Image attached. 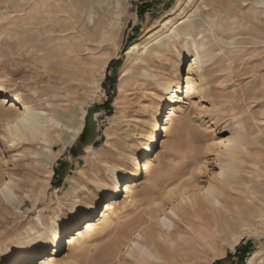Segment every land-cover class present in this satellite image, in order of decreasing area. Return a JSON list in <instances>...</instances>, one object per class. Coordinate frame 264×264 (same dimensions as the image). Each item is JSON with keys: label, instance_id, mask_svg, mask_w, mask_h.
Segmentation results:
<instances>
[{"label": "rangeland", "instance_id": "rangeland-1", "mask_svg": "<svg viewBox=\"0 0 264 264\" xmlns=\"http://www.w3.org/2000/svg\"><path fill=\"white\" fill-rule=\"evenodd\" d=\"M42 1L0 0V183L10 176L17 183L15 198L0 195V264H111L119 252L122 264H249L251 258L252 264H264V219L254 222L252 232L226 238L215 230L210 211L195 220L213 227L196 240L200 245H184L176 232L173 242L151 238L145 251L134 254L129 246L135 237L127 229L157 202L168 203L169 191L185 188L198 196L197 210L203 209L202 190L218 180L224 159L220 141L239 131L240 123L252 154L240 156L243 184L228 189L222 201L233 209L242 201L251 207L257 191H264V171L258 178L252 162L264 141L256 144L249 125L254 116L264 119V98L253 97L264 88V51L253 57L241 45L211 43L208 27L194 36L185 27L170 35L180 20H201L215 9L252 19L251 1L238 0L240 8L231 0H109L108 12L95 13L105 23L106 41L94 50L92 85L64 78L90 56L89 50L65 53L75 40L81 42L82 33L70 22L73 0H49L55 20L69 26L65 32L44 30ZM228 34L221 36L230 41ZM202 44L211 48L212 60L198 69L192 91L184 84L170 99L162 84L184 78L186 61ZM154 45L158 50L148 53ZM124 70L129 72L122 79ZM93 105L101 109L100 136L84 150L76 138ZM26 106L52 118L46 140H20L9 131L10 117ZM148 159L152 168L145 175L141 167ZM115 168L133 172L131 181H117ZM77 205L88 214L75 215Z\"/></svg>", "mask_w": 264, "mask_h": 264}, {"label": "bare ground", "instance_id": "bare-ground-1", "mask_svg": "<svg viewBox=\"0 0 264 264\" xmlns=\"http://www.w3.org/2000/svg\"><path fill=\"white\" fill-rule=\"evenodd\" d=\"M79 1H84L88 3V5L80 6ZM116 1L118 5L120 0H116ZM231 1L237 7L241 8V6H243V5L240 6L238 0H231ZM249 2L250 4H248L247 8L248 11L250 12L249 14L251 15L252 19H249L248 17L241 18V15L239 13H236L235 11L232 13L230 12L228 13L220 9H215L212 12L211 11L207 12L206 13L207 15L205 16L206 18L203 17L201 20L198 19L196 21L195 20L192 21L190 19L192 17L191 15H189L185 20H180L179 24L172 30V32L170 31L171 32L170 35L175 36L177 34H180L179 33L180 28L185 27L188 34L194 36V33H196L199 30V28L202 29L204 27L203 28L204 30L205 28L208 27L209 29H211L210 33L213 35L212 36L213 38L212 39L210 38L211 40H209L211 43L220 42L230 46L238 44L241 45V49L243 50L248 48V50H250L249 52L250 55L255 57L256 55H259L261 52L264 51V0H242V4L244 5H247V3ZM73 3H74V8H72L73 12H70V19L73 21L70 22H72L73 24L72 29L78 28L82 33V35L78 37V40H81V42L76 43L75 42L76 35H73L72 37L74 38L75 40L74 43L76 45H73L65 49L66 50L65 53L68 54V56H70V54L74 52L89 50L90 52L88 53H90V56L86 60L81 61L85 63V66L81 70H79V67L76 66L74 67L76 69V72L73 73L69 72L66 74V77L64 78L67 79V81L69 82L72 81L77 82L79 85H84V84L92 85L94 83V80L92 78L93 77L92 66L95 58L94 57L95 55H93L95 54L94 50L98 48L97 47L98 45H102L103 42L106 41V39L104 38L105 35L104 36L102 35L103 33L102 30L104 31L103 28L105 27V23L101 24L100 22H97L95 13L98 11L108 12V6L110 3L109 0H73ZM42 4L44 10L40 15V24L44 27V30L48 32L57 31V30H59L60 32H65L67 30H70L69 26L63 27L58 20H55V18L53 17L54 14L53 15L51 14L52 10L50 7L52 6V4L49 2V0H43ZM58 9H61V7L59 6ZM63 13H65L64 9H63ZM63 21H68V19H64ZM47 22H49L48 27L45 26V23ZM93 24L94 26H92ZM225 32L231 33L230 36L228 34L229 38H231L230 41H228V39L221 36ZM83 36H86L87 39L84 40L82 38ZM209 36L211 37V35ZM66 38L67 37H65L64 39ZM159 44L163 45L165 43L159 41ZM201 47H202L201 52L197 51L190 56L189 58L190 62L186 68L184 78L182 77L181 79L176 81L169 80L162 84V88L165 91V93L171 96L169 97L170 99L176 98L177 94L181 90L182 91L184 90L185 88L184 84H186V89H187L186 92L192 91L195 87L194 86L195 75L198 69H200L204 64L212 60L213 54L211 52V48L209 50H206L204 44H202ZM239 47L236 46L234 48H237V50L239 51L240 49ZM158 48H159L158 45H154L151 46L150 49L148 48L147 50L148 53H151L157 51ZM77 57L79 58V55ZM77 69L81 72L78 73L79 71H77ZM128 72L129 70H124L122 79L128 75ZM263 86H264V80H263ZM260 92L261 93H253L254 94L253 97L261 96L262 98H264V88H261ZM45 111L39 110L33 106H26L22 112L18 114L16 113L15 115L12 116L10 115L11 119L9 123L7 121L9 131H11V133L20 140H30V139L34 140L39 138L46 140L48 136L47 133L49 130L48 124L52 120V118ZM98 116H97V120L99 122ZM252 120L253 123H250L249 125L251 126V129H254L255 131L254 137L256 139L255 142L257 144L259 141L262 140L264 141V139L258 138V135L260 133L262 134L264 133L263 130L264 127H262L264 126V119L260 120L257 116H254ZM258 121H261V123L263 121V123L258 124ZM83 125L84 124H82L81 128L83 127ZM79 132L80 130L78 131V133ZM248 136L249 134H247L246 129L240 123L239 131L234 133L229 138L220 141L221 146L224 147V151L222 152L224 153V156L221 153L224 159H219L220 172H219L218 180L217 181L215 180L216 181L215 183H211V185L207 189L202 190L201 198H202V202L204 203L203 209L197 210L198 196L188 195V192L186 191L185 188H182L181 190L178 189L179 192L169 191L168 196H165L167 197L166 200L168 201V203H166V201L157 202L156 204H154V206L144 211V218L142 217L143 219L141 218V220H139L138 222L135 221L136 223H134L131 226L129 225L130 228H127L128 230H132L135 237L132 240L131 245L129 246L130 248L129 253L134 254L136 252L145 251L149 245L148 243L150 242L151 238H159L160 240L163 241H165L166 239L172 241L173 240L172 237L176 232H178L180 236L183 238L182 243H184V245L188 244V242L192 240L195 242L200 238L202 240L208 237L209 236L208 233L212 230L213 227L212 228L209 227L207 222H203V226L201 224L200 226H198L197 225L198 223L195 220L198 215L200 216L201 220L205 219L210 211H214L213 213L214 216H212L211 220L215 230L220 231L224 237L226 238H228L229 236L238 237V234L240 233L244 234L246 232H252L253 231L252 225L254 224V222H258L264 219V191H262L261 189L260 190L261 194L259 190L257 191L256 200L253 202V206L251 207L250 205L242 201L243 203L241 204L236 203V208L233 209L228 203L222 201L223 196L228 194L227 193L228 189L233 190L236 189L234 187L235 185L240 186L243 184L241 181L242 176L240 175V168L242 165L240 156H242L243 153L252 154V152H250L251 141L247 138ZM146 148L149 151L152 150L150 144H147ZM260 151L257 154L258 156H254L252 161L253 164L257 167V169L253 171H255L254 173H256L258 178H260L261 176V171L259 170L264 171V166L262 168V164L264 163V151L263 152L262 150ZM151 168H152V163L151 160L148 159L141 167L142 173L146 175L147 173L150 172ZM113 172L116 175L117 181L123 180L127 183L131 181L134 174L130 170L125 169L122 172L117 168H115ZM16 185L17 183L14 181L12 176L6 178V180L0 183V195L3 198H5V200H12L13 198L16 197V193H15ZM128 190H129L128 186H126V188L122 191L127 192ZM105 194L109 197H114L112 192L111 193L106 192ZM90 210L96 211L97 207L95 205H91ZM73 212L75 215H79L81 217L88 214L81 205H77L73 209ZM185 216H192L193 220L188 218L185 219ZM216 227L218 229H216ZM197 242L198 241H196V244H199ZM47 243L48 241L46 240L44 242H41L40 244L42 245V247H45ZM213 245L214 244L212 243V246ZM192 249H194V247H192ZM186 251H190V250H186ZM186 255L188 256V254ZM252 260L253 259L251 258L249 264L253 263ZM111 264H122V254L120 252L116 254L115 259L111 262Z\"/></svg>", "mask_w": 264, "mask_h": 264}, {"label": "water", "instance_id": "water-1", "mask_svg": "<svg viewBox=\"0 0 264 264\" xmlns=\"http://www.w3.org/2000/svg\"><path fill=\"white\" fill-rule=\"evenodd\" d=\"M188 65L189 60L186 61L184 68H187ZM99 114H101V109L97 105H93L84 116V125L76 138L84 150L100 136L99 122L97 120Z\"/></svg>", "mask_w": 264, "mask_h": 264}, {"label": "trees", "instance_id": "trees-1", "mask_svg": "<svg viewBox=\"0 0 264 264\" xmlns=\"http://www.w3.org/2000/svg\"><path fill=\"white\" fill-rule=\"evenodd\" d=\"M113 63V61H111V63L110 64H112Z\"/></svg>", "mask_w": 264, "mask_h": 264}]
</instances>
